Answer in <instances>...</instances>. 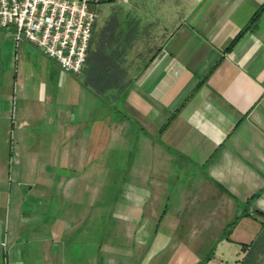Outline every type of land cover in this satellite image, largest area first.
I'll use <instances>...</instances> for the list:
<instances>
[{
	"label": "crops",
	"instance_id": "obj_1",
	"mask_svg": "<svg viewBox=\"0 0 264 264\" xmlns=\"http://www.w3.org/2000/svg\"><path fill=\"white\" fill-rule=\"evenodd\" d=\"M263 4L132 0L145 19L94 22L79 76L41 68L24 45L11 83L25 119L12 138L39 168L0 164V264H133L105 239L110 205L112 234L137 239L131 254L156 236L169 248H247L264 223Z\"/></svg>",
	"mask_w": 264,
	"mask_h": 264
},
{
	"label": "rangeland",
	"instance_id": "obj_2",
	"mask_svg": "<svg viewBox=\"0 0 264 264\" xmlns=\"http://www.w3.org/2000/svg\"><path fill=\"white\" fill-rule=\"evenodd\" d=\"M90 9L94 10L96 14L95 24L97 31L111 15L119 14L120 16L121 13H123L124 15L128 13L126 17L124 15L120 16L122 20L125 19L128 22H130V20H132L134 17L143 20L145 19V12L136 11L135 9H133L132 1L129 3H123L118 0L104 1L100 4L99 8H97L96 6H91ZM119 10L123 11L120 12ZM126 25H129V23H125V26ZM14 33V26L0 28V99H2L4 95L6 96L5 102L0 103V127L3 124L5 125L4 131H2V134H0V164L4 166L9 165V167H14L19 161L22 166L25 165L30 168L32 161H34V158L29 155L31 151L22 150L24 156L18 157L17 154H15V138H12L14 131L16 130L17 132L19 130L18 125L20 123V120L25 119V117L23 118L21 116L24 111L21 112V109L19 108V86H17L16 83H11L13 72L17 67H20L19 61L17 64L16 54L19 55L20 60V53H22V49L25 45L24 48H26L27 51L36 52V55L38 57L36 62L38 66H41V68L51 67L54 69L57 66V63L54 59L44 55L40 49L29 43L27 40L23 39L19 43L18 47H16ZM5 70H7L8 73ZM55 70L58 72H56V74H53L54 77L51 80L54 85L56 84L57 75L60 73L58 69ZM72 78L77 82L76 77L73 76ZM7 81L11 83V86H6V83H8ZM7 93H9L10 95V98L8 100L7 98L9 96H7ZM14 127L15 129L13 130ZM10 153L13 154L11 155V160H9L8 162V156L10 155ZM36 161H34L35 164L32 167L37 169L39 167ZM59 163H61L60 158L58 160H56V158H53L52 163L50 161L48 162L49 165L53 166H59ZM11 181L13 185V182L15 180ZM8 207L9 205L7 201L6 190V193L4 191L0 193V224L2 225V228H5L3 226H5V219H7ZM107 207V232L105 239L108 243L112 242L113 248H117V251L119 252H117L115 255L122 261H129L133 264H180V261H178L176 257H178L179 253L181 254V256L185 255L186 253L188 257L191 255L196 256V258L200 260L201 264H204L205 260L208 257L212 256L216 260L220 257L223 262L212 259L210 264H264V223H261V226L257 228V231L252 234L250 240H248L247 242H250L247 245V248H243V243L235 245L234 248H169V246L167 247L168 242L166 243L165 241L164 243L166 244L162 245L161 241L163 238L156 236L154 239L152 238L153 240L150 241L148 245L146 241L138 244L139 249L137 250V253L131 254L127 248H133L137 239L134 236H131V234H126L125 232H123V235H121V237L114 236V234H112L111 228L113 224L116 223V221L114 219L110 220V218L115 217L114 214H110L113 207L111 205ZM120 240L124 243V247L118 244L120 243ZM157 244H161L162 246L156 247ZM153 245L155 248H152Z\"/></svg>",
	"mask_w": 264,
	"mask_h": 264
},
{
	"label": "built area",
	"instance_id": "obj_3",
	"mask_svg": "<svg viewBox=\"0 0 264 264\" xmlns=\"http://www.w3.org/2000/svg\"><path fill=\"white\" fill-rule=\"evenodd\" d=\"M104 1L110 0H0V28L14 26L16 47L27 40L63 72L79 76L96 17L90 7Z\"/></svg>",
	"mask_w": 264,
	"mask_h": 264
},
{
	"label": "trees",
	"instance_id": "obj_4",
	"mask_svg": "<svg viewBox=\"0 0 264 264\" xmlns=\"http://www.w3.org/2000/svg\"><path fill=\"white\" fill-rule=\"evenodd\" d=\"M263 7H264V4L259 8V10H261ZM259 10L251 17L248 24L242 30H240V32H238L235 35V37L231 40V42L229 43L226 49H230L237 42V40L241 37L243 32L249 27L250 22L257 16V14L259 13Z\"/></svg>",
	"mask_w": 264,
	"mask_h": 264
}]
</instances>
